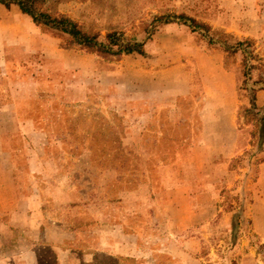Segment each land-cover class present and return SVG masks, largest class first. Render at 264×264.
<instances>
[{"label": "rangeland", "instance_id": "obj_1", "mask_svg": "<svg viewBox=\"0 0 264 264\" xmlns=\"http://www.w3.org/2000/svg\"><path fill=\"white\" fill-rule=\"evenodd\" d=\"M47 6L99 41L116 32L141 42L143 54L86 51L16 5L0 6L3 77L24 95L21 114L43 133L25 136L34 178L15 173L14 186L34 192L44 219L63 228L62 241L53 243L31 239L24 224L8 226L0 264H264V139L257 137L264 0ZM180 30L222 51V67L235 73L238 144L231 157L199 149L200 94L165 98L163 105L162 88L144 71L143 46L156 33L174 49Z\"/></svg>", "mask_w": 264, "mask_h": 264}, {"label": "crops", "instance_id": "obj_2", "mask_svg": "<svg viewBox=\"0 0 264 264\" xmlns=\"http://www.w3.org/2000/svg\"><path fill=\"white\" fill-rule=\"evenodd\" d=\"M179 37L178 45L173 49L163 45L165 37L160 43L158 34L155 33L153 39L143 46L145 53L147 51L148 63L144 71L155 78L153 82L162 88V94H158L164 99L175 98L177 95L200 94L199 149L212 151L215 156L231 157L238 144L235 128V73L222 67V51L208 46L203 40H199L197 44L183 30H180ZM5 54L6 47L1 46L0 215L6 217V222H0V239H5L8 226L24 224L31 231L28 237L31 236L33 240L47 236L53 243L61 242L63 228L44 219L34 192L21 194L18 186H14L17 181L14 178L15 173L34 178V162L27 156L31 147L28 142L25 143V136L36 138L40 134L43 136V133L31 119L21 114V104L26 102L22 99L24 95L16 94V89L3 77L7 71ZM167 101L165 99L161 103L169 105L164 103ZM21 156L23 158L20 160ZM40 226L43 231L39 235ZM26 236L23 237L24 240Z\"/></svg>", "mask_w": 264, "mask_h": 264}, {"label": "trees", "instance_id": "obj_3", "mask_svg": "<svg viewBox=\"0 0 264 264\" xmlns=\"http://www.w3.org/2000/svg\"><path fill=\"white\" fill-rule=\"evenodd\" d=\"M53 3L54 0H0V4L5 7H8L10 4L16 5L19 11L29 16L34 24H41L66 34L69 36L68 42L70 45L79 46L86 51L94 52L99 55L120 56L133 52L139 55L143 54L141 42L123 39L121 35L116 32L106 33L105 41H99L97 35L84 31L77 22L69 16L49 10V6L47 5ZM177 17L189 20L196 25L192 18L183 16L182 14H179ZM199 27H202V25H199ZM250 110V113L255 115L260 111L254 104V97H252L250 101ZM253 110L256 112H252ZM263 118L264 116L260 119ZM257 137H259V142H262L264 139V119L260 125Z\"/></svg>", "mask_w": 264, "mask_h": 264}]
</instances>
